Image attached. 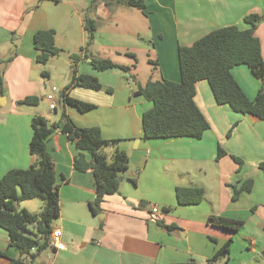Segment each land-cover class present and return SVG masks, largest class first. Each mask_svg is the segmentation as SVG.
<instances>
[{
	"label": "crops",
	"instance_id": "0c3cea01",
	"mask_svg": "<svg viewBox=\"0 0 264 264\" xmlns=\"http://www.w3.org/2000/svg\"><path fill=\"white\" fill-rule=\"evenodd\" d=\"M144 2L147 15L112 0H0V62L13 57L10 63L0 64L6 88L0 104V179L10 170L28 169L35 163L29 151L34 117L43 116L50 124L61 119L54 115L58 108L50 109L51 103L45 108L49 85L59 79L63 91L70 84V55L87 43V20L96 24L90 54L129 68L127 73L98 71L92 59L84 57L77 65L78 75L98 78L103 88L77 86L69 95L95 108L80 113L58 101L77 127H98L104 139L118 141L103 148L107 157L116 150L125 151L130 164L120 174L119 192L106 197L102 211L94 214L92 171L75 170L78 150L68 134L57 130L50 136L48 150L55 161L61 203L53 227L61 231L64 249L50 248L34 264H177L191 260L207 264L229 239L233 241L228 263L221 259L215 264H264V170L259 168L264 162V121L217 104L208 82L200 81L195 101L210 124L202 139H145L142 115L152 103L135 95L150 79L179 82V47H190L219 28H246L245 16L264 13L263 0ZM49 29L56 31L61 53L43 66L36 60L34 35ZM255 34L264 58V21ZM62 54L69 59L63 72L58 65ZM232 74L247 97L254 99L260 79L246 65L234 67ZM28 97H37L38 104H19ZM219 147L226 155L217 161ZM248 179L254 181L252 191L242 192L234 201L233 187ZM177 187H201L204 200L181 206ZM42 206L41 200L33 199L22 201L18 209L38 214ZM213 215L245 224L238 233L229 234L208 223ZM19 257L8 232L0 228V264Z\"/></svg>",
	"mask_w": 264,
	"mask_h": 264
},
{
	"label": "trees",
	"instance_id": "16d2710c",
	"mask_svg": "<svg viewBox=\"0 0 264 264\" xmlns=\"http://www.w3.org/2000/svg\"><path fill=\"white\" fill-rule=\"evenodd\" d=\"M112 3L136 8L142 14H148L144 0H112ZM243 21L246 28L237 25L219 28L201 37L190 47H179V82L150 79L145 86L139 87L135 95L143 96L152 103V108L142 115L145 139H202L204 133L210 129V124L195 101L196 85L200 81L208 82L217 104L227 105L236 113L264 121V58L260 40L255 34L258 25L264 21V13L249 14ZM84 26L88 31V40L79 53L70 55L72 80L62 91L61 102L64 107H74L80 113L93 110L95 105L70 97L69 90L79 86L99 91L103 86L94 76L78 75L79 61L84 57L91 58L92 66L98 71H129L128 67L118 65L110 59L93 57L89 49L94 42L96 24L87 20ZM34 45L37 51L36 60L43 66L61 53L56 45V31L53 29L37 32L34 35ZM12 58L0 64L10 63ZM239 65L248 66L261 81V87L254 99L247 97L233 77L232 69ZM43 75L47 76V72L44 71ZM129 78L134 79L133 76ZM5 96L4 69H0V98ZM38 101L37 97H28L19 104L37 105ZM31 125L33 137L29 151L35 158V163L28 169L10 170L0 179V228L8 232L10 244L20 252V257L11 260L10 264H34L43 252L53 248L50 245L53 224L61 214L55 161L48 150V140L55 131L68 134L69 140L75 144L78 150L74 158L75 170H91L93 173L96 196L91 203V209L94 214L102 211L101 204L106 197L119 192L120 174L130 164L128 154L121 150H116L109 161L102 149L116 145L118 141L104 139L98 127H77L65 110L62 111L61 119L54 124H50L43 116H36ZM231 133L232 129L228 136ZM225 155L226 152L219 147L217 161ZM234 160L243 165L241 159L234 157ZM259 168L264 170V162ZM253 183L252 179H248L239 187L234 186L232 199L237 200L242 192H251ZM176 197L181 206L196 205L204 200L205 190L201 187H177ZM33 199L43 202L38 214L18 209L19 203ZM208 223L229 234L238 233L245 224L242 220L214 215L209 218ZM159 224L168 230L173 229V226H167L163 222ZM232 241L229 239L207 264H215L221 259H226L228 263ZM32 249H36V252L33 253ZM177 264L197 263L191 260Z\"/></svg>",
	"mask_w": 264,
	"mask_h": 264
},
{
	"label": "rangeland",
	"instance_id": "374dc122",
	"mask_svg": "<svg viewBox=\"0 0 264 264\" xmlns=\"http://www.w3.org/2000/svg\"><path fill=\"white\" fill-rule=\"evenodd\" d=\"M59 56V55H58ZM67 55L62 54L61 57H59L58 59V65L61 68V72H63L64 70H66L67 68V62L69 61V59H67ZM70 76L72 77V71L70 70ZM61 81L58 79L56 81H54L52 84L49 85V94H52L54 96L57 97V99H59L60 93L62 91L61 87ZM49 101H47V104L45 106L46 110H48L49 108ZM56 117H58V120L61 118L62 115V109L60 106H58V112L54 114ZM112 147V146H111ZM107 147H104V149ZM110 148V147H109ZM103 151V149H102ZM109 161H111V157L108 156Z\"/></svg>",
	"mask_w": 264,
	"mask_h": 264
},
{
	"label": "built area",
	"instance_id": "2783aa9c",
	"mask_svg": "<svg viewBox=\"0 0 264 264\" xmlns=\"http://www.w3.org/2000/svg\"><path fill=\"white\" fill-rule=\"evenodd\" d=\"M47 99L51 103L50 109L52 111L56 110L58 108V101H59L57 99V97L52 95V94H48ZM153 212L158 213L159 209L157 207H154ZM60 238H61V231L59 229H54L52 234H51V240H50L51 247H53L54 249H57V250H63L64 245L61 243ZM32 252L35 253L36 249H32Z\"/></svg>",
	"mask_w": 264,
	"mask_h": 264
},
{
	"label": "water",
	"instance_id": "95a60500",
	"mask_svg": "<svg viewBox=\"0 0 264 264\" xmlns=\"http://www.w3.org/2000/svg\"><path fill=\"white\" fill-rule=\"evenodd\" d=\"M62 97H63V94L60 93V98H59V102L61 103L62 102ZM4 97L0 98V104H2L1 102L4 101Z\"/></svg>",
	"mask_w": 264,
	"mask_h": 264
}]
</instances>
